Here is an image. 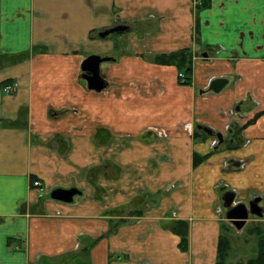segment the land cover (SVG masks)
Masks as SVG:
<instances>
[{
	"label": "crops",
	"instance_id": "1",
	"mask_svg": "<svg viewBox=\"0 0 264 264\" xmlns=\"http://www.w3.org/2000/svg\"><path fill=\"white\" fill-rule=\"evenodd\" d=\"M200 1L0 0V264H216L228 194L264 232V0Z\"/></svg>",
	"mask_w": 264,
	"mask_h": 264
},
{
	"label": "trees",
	"instance_id": "2",
	"mask_svg": "<svg viewBox=\"0 0 264 264\" xmlns=\"http://www.w3.org/2000/svg\"><path fill=\"white\" fill-rule=\"evenodd\" d=\"M208 0H201L198 3L197 10H201L203 8L208 7ZM152 61L156 64L167 65V66H175L179 72L184 73L186 76L185 81L181 82L183 85H190L192 82L193 76V52L191 50H181L177 52H173L170 54H164L160 56H156L152 59ZM237 132L241 128L235 127ZM234 130V129H233ZM238 135V134H237ZM201 160H195V163L198 164ZM36 180V177L31 178V183ZM138 216H140V213ZM172 232L180 237L181 241L179 247L182 251H187L189 245V225L187 222L179 221L176 222L172 227ZM260 232L259 243H258V253L254 259H251L247 262V264H264V232ZM231 249L230 240L224 236H221L219 242V251H218V260L216 264H225L227 257L229 255Z\"/></svg>",
	"mask_w": 264,
	"mask_h": 264
},
{
	"label": "water",
	"instance_id": "3",
	"mask_svg": "<svg viewBox=\"0 0 264 264\" xmlns=\"http://www.w3.org/2000/svg\"><path fill=\"white\" fill-rule=\"evenodd\" d=\"M129 30V27L125 25H119L110 29L109 31H105L101 34L102 37H106L109 34L114 33H123ZM109 59L107 58H100V57H89L86 61H84L82 69L84 72L89 71V75L85 76L89 84V89L93 90H103L104 89V82L100 76V65L104 62H107ZM208 133L212 135L213 133L208 130ZM220 142L223 141V137L218 134L216 135ZM78 194L77 190H56L52 193V198L58 201H63L66 203H70L73 201L74 196ZM235 196L233 194H228L225 197V205L228 208H232L228 213V219L231 221L232 225L236 227L238 230H242L250 216V213L253 215L262 216L260 209L253 203L251 204L250 213L249 209H247L244 205L234 206L232 204L234 202Z\"/></svg>",
	"mask_w": 264,
	"mask_h": 264
},
{
	"label": "rangeland",
	"instance_id": "4",
	"mask_svg": "<svg viewBox=\"0 0 264 264\" xmlns=\"http://www.w3.org/2000/svg\"><path fill=\"white\" fill-rule=\"evenodd\" d=\"M198 5V4H197ZM181 73V72H180ZM185 75V74H184ZM186 79V78H185ZM180 81V80H179ZM181 82V81H180ZM235 202H233L232 207H234ZM228 208V207H227ZM229 211V209H227ZM125 215V214H124ZM228 225H230V231L228 233V237H230L231 241L234 243V248L232 251H230V255L234 260L237 259V257H250L252 256V250L255 249L256 245L254 244L255 241H257V236L260 237V232L255 231L256 227L259 225L257 222V219L255 216H249V220L247 221L246 227L239 233L232 225L230 221H227ZM251 229V231L249 230ZM250 231V232H249ZM253 233V235L249 234ZM244 239H249L250 245H246L243 243Z\"/></svg>",
	"mask_w": 264,
	"mask_h": 264
},
{
	"label": "built area",
	"instance_id": "5",
	"mask_svg": "<svg viewBox=\"0 0 264 264\" xmlns=\"http://www.w3.org/2000/svg\"><path fill=\"white\" fill-rule=\"evenodd\" d=\"M178 77H179V80H180L181 82L185 81L186 76L184 75V73H179ZM16 90H17V85H15V84H12V85L6 86V87L3 89V91H4L5 93H7V94H12V93H14ZM214 144H216V142H215ZM33 186H34L35 188L41 189V191L43 190V189H42V186H41V183H40L39 181H34V182H33Z\"/></svg>",
	"mask_w": 264,
	"mask_h": 264
}]
</instances>
